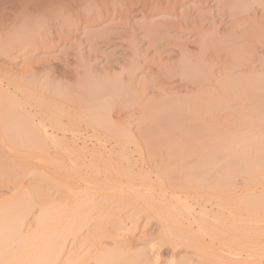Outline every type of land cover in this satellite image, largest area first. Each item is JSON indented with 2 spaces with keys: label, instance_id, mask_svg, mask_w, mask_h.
I'll return each mask as SVG.
<instances>
[{
  "label": "bare ground",
  "instance_id": "obj_1",
  "mask_svg": "<svg viewBox=\"0 0 264 264\" xmlns=\"http://www.w3.org/2000/svg\"><path fill=\"white\" fill-rule=\"evenodd\" d=\"M48 1L49 0H41V2L38 3L37 0H14V2H12V0H0V195L1 189L11 183L13 177L15 178L17 176L15 180L17 179L16 181H19L18 178L20 179L23 176L20 171L18 172V170H16V167L14 170V166L19 163H15V160L18 161V159L20 161L23 160L26 164L29 163V166L31 164L38 165L40 170L37 171L39 173L35 169L32 172H34L35 175L37 174L36 177L40 175L39 182H42V180L46 181V183H43L47 184V187L48 185L51 187H49L51 191L47 190L49 188L40 190L42 193L38 190L37 194L39 197H44L46 199L50 195L46 193L51 192L52 194L53 190V195L55 193L58 194V196L60 195L58 197L55 194L53 199V195L50 196L51 198H48L54 200L52 204H50L48 199L45 200L46 203L47 201L49 202V205L45 207L42 205V207L40 206L41 208L39 207V213L34 214L33 223L31 222L32 224H30L32 228L28 231H26L25 225L29 217L28 215H31L30 213L34 211L33 209L35 207V202L33 203L30 198L33 196L30 194L32 191L25 190L26 193H29L25 194L27 196L25 200L27 199L28 202L23 201L21 197L23 195L19 191L16 192H19L17 195L13 193L15 196L12 194L11 198H0V264H88L80 255H76L74 252L72 253L70 249V251H68L69 247L67 244L69 238L73 240L72 242L77 240L83 243L92 237L95 243L92 244V247H94L95 252H93V256L89 259V264H262L264 261V135H261V131H259L261 133L260 136H258L259 133L257 134L260 138L255 136L258 139L255 137L251 139L256 141L249 140V143L253 142V146L251 143L249 147H252L251 151L255 152V154L251 152V157H249L250 152H247V149L238 148L240 142H235L243 136H237L238 139H232L236 145L238 143V147L235 144L234 146L236 147H230L233 146V144L230 145L231 139H228L224 141L227 145H230L228 146L229 148L225 144L224 146L222 143L219 144L221 142L219 140V143L216 147L213 146L215 147V149H213V147L211 148V146H208L209 144L207 145L200 141L206 133L201 134V130L197 129V131L200 132L198 133L195 131L196 128H194L192 129L195 132L194 134L196 135L197 133L199 135H196L198 138V145L200 148L203 147L202 149H207H201V151L204 154L207 151L209 152V154L207 152L205 156L200 155L194 162H190V160L186 162L180 157V154L178 156L177 152L176 154L173 153V148L175 147L174 150L176 151L177 144L170 137V141L163 137L169 143L171 142L170 147H168L171 148V152L167 151L169 150L168 148L165 150V148L169 146V143L166 142L167 146H164V154L167 157L171 155V158L175 157L176 159L173 158V160H170L171 158L169 159V156V160L166 161L164 158L167 157L163 155L164 157L161 156L163 159L161 158L159 164L154 158L151 160L153 164H155L154 167L148 166L149 163H147L145 165H147L148 168L144 165V167H140L142 170L138 168L140 170L135 172L134 167L137 169L136 165L138 162L133 161L134 163L137 162L133 164L131 161L133 158L129 157L130 155L125 148H120L121 153L118 152L120 153V155L118 154L120 163L119 161L115 162V158L118 157L116 153H114L116 157L114 154L113 156L109 154V152H113V147L107 148V146L105 147L102 145V140L99 138L97 139V135H99L101 129L103 130L106 126L108 127V117L102 113V110L107 111V114H111L113 111L110 109L113 108L115 110L116 108L113 107L116 106L115 104H126V108L129 105L128 108L130 109L131 106L136 107L133 104L139 103L137 101L135 102V98H138V96L140 97V95L137 94V97H135L136 95L132 97L131 89L133 88L130 89V85L133 87V83L130 84L133 81L131 79L133 77L136 78L137 75L135 74V69H137L135 67H138V65L140 66L139 63L137 65V56L134 57V53L136 52V50L134 52V49L136 46L133 45L135 46L133 47L134 53H132L134 56L132 55L133 57L131 58L132 60L133 58L135 59L133 61L131 60L134 64L132 63L130 65L131 69H129L128 74L127 70H124V73L128 75L126 76L128 79H126L127 81H125V79L122 80L123 77H120V79L122 78L120 80L118 78L119 75L117 80L119 79L120 81L118 80L119 82L117 81L116 84V81H114L116 79L111 80L114 85H109L110 81L108 85L104 83V81L110 79V76H108L109 78L104 76L107 77L105 78L107 80L103 78V82L98 78V80L95 81L96 77L92 78L91 74L93 73H89L87 69V67L91 68V66L86 65V68L83 67L85 64L84 61L87 62V60L83 58L84 55L80 52V40L77 41L79 38L76 39L72 33L76 30V26H79L75 24L78 19L74 24L70 23L69 16L71 15H60V13L63 12H60L59 9H55V6L53 10L52 6L49 4L50 1ZM222 1H219L220 4L223 3ZM244 1L246 2L242 0H226L224 2H226V4L228 2L229 5L231 3L234 8H239L241 5L245 8L251 3L254 5L255 0H251L250 3H248L249 0L248 2L247 0ZM51 2H53V0ZM255 3H257L256 5L259 3L258 6H260L264 4V0H257ZM54 5L58 6V3ZM229 5L227 6L229 7ZM66 6L68 7V5ZM224 7L226 6L224 5ZM234 8L231 7V10L236 14L237 12L233 10ZM244 8L240 10L242 11ZM119 9H116V11ZM60 10H62V8ZM71 10L74 9L72 8ZM51 11L52 14L53 12L55 14L52 15ZM56 11L60 13L58 14ZM67 12L69 13L70 11ZM121 12H123V10ZM106 14L108 15V11ZM99 15L101 16L100 12ZM86 25H88V23ZM98 35L100 34L98 33L97 36ZM85 37H89V35L87 34ZM91 37L93 38V35ZM200 37L202 38V36ZM132 43L134 44V41ZM57 48L59 49L58 52ZM69 48H71V55L68 54ZM70 56H73V64L75 63L74 65H76V68H73L75 66L72 67V60H69L68 63L67 58ZM64 57H67L65 58L67 60L64 59V62H66L62 64V58ZM200 59L199 57V61ZM20 60L24 61V67L20 68L19 78L15 79L16 76L15 78L13 77L12 71V75L9 76L11 69L9 64H13ZM202 64L203 67L207 68L204 63ZM197 65H200V63L198 64L197 62ZM174 66L175 64L173 67ZM80 67H82V69L85 68L84 71L81 70L83 73L85 72V74L81 73L83 76L85 75V78L80 74ZM180 67L181 66H179V68ZM200 67L202 66H199V69L197 66L194 70L196 71L198 69L201 71ZM128 68L129 66L127 69ZM139 69L140 68H138V70ZM176 72L175 70L173 73L175 74ZM178 72L181 73L180 71ZM197 72L194 75H196ZM202 73L204 76L203 71ZM95 75L97 76V74L94 73L93 77ZM101 76L100 74L99 77ZM187 79L188 78H186V80ZM208 80L210 81L211 78L209 79L208 77ZM122 81L124 82L121 83ZM101 82L105 85H100ZM145 84L147 85L144 81V85ZM144 85L143 87L145 88L146 85ZM109 86L112 87V90H110L111 88H109ZM144 88L142 89L143 91ZM146 92L148 93V90H146ZM146 92L144 91V93ZM140 98L142 101V97ZM150 103L145 105L149 106ZM176 103L177 102H175V105ZM187 103L188 106L193 104L191 101H187ZM151 104L153 106L150 105L149 108H156H153V110L151 109V111L155 110V114L162 110L159 109L162 104H160V106L156 102H154V104L152 102ZM195 104L198 103H194L192 106L194 107ZM124 105H120V107L122 106L121 108L123 109L125 108ZM142 105L143 103L141 106ZM157 105L159 107H156ZM168 105L170 106L171 104ZM169 106L164 107L161 112H166L164 110H168L167 108ZM120 107L118 110L122 111ZM173 107L175 106H170L172 111H174ZM178 107L180 106L178 105ZM193 107L191 108L194 111L196 108L193 109ZM179 109H182V107L174 112H178L180 115L182 110L179 111ZM203 109L207 111L206 107ZM186 110L190 112V110ZM148 111L150 112V110ZM172 111L170 113H172ZM193 111L191 112L193 113ZM149 112L146 113V110L145 112L142 111V114H148V118L146 115H143V117L145 116L144 118L148 120L150 117L151 121L146 120L148 124L152 122L153 118L159 115L158 113L153 117L152 115H154V113L151 114L150 112L149 115ZM168 112L169 110L167 113L163 114L167 115ZM160 115L157 117L162 118ZM174 115H176V113ZM110 117L109 119L111 121H109L112 125L109 126L113 127V125L120 124L118 123L120 120H117L118 124H113V117ZM157 117L155 118L156 120L158 119ZM262 117H264V115H262ZM246 118H244L243 121ZM161 120L162 119H160V121ZM262 120L264 119L262 118ZM146 121L144 120L143 124ZM245 121L247 123L249 121V123L251 122V124H253L252 119H246ZM165 122L166 121H164V123ZM163 125L164 128L165 124ZM167 125H169V123ZM179 125L183 127V124H178L177 127L179 129H181ZM145 126L147 127V125ZM145 126L143 128H145ZM112 127H109L110 130H113ZM167 127L168 129L169 127L172 128V126ZM126 128L127 127L124 126L123 129L125 130L123 131L118 129L122 133H117L118 130L114 126L115 132L117 131L116 134H120L117 135L118 138L122 136L120 137L121 140L123 138V140L127 142L124 143L122 140L121 143H119L125 145L124 147H127L129 142H132L130 141V138H132L129 135L130 132L127 130L128 128ZM146 129L147 128L144 130ZM148 129H150V127H148ZM85 130H89L91 134L87 135L85 133V135ZM159 130L161 131V129ZM174 130L172 131L174 132ZM126 131H128L129 134H127ZM115 132L113 134H115ZM106 133L109 132L105 131L104 134ZM104 134L103 138L101 137L103 142ZM180 135L183 136L181 133ZM201 135L202 137L199 138ZM111 136L112 135L109 136L110 139L113 137ZM163 136H165V134ZM167 136L168 135H166V137ZM182 136L179 137L182 138ZM154 137L153 139H155ZM233 137H236V135ZM93 138L98 140V142L97 140H95V142L101 143L99 148L96 146V148H94L92 147L93 145L91 146V143H94L92 141ZM157 138L159 139V137ZM180 138H177V141ZM184 138L187 139L186 136ZM184 138L181 140L184 141ZM192 138L195 137H189L190 140H192ZM114 139L116 140V137H114ZM248 139L245 141L248 142ZM181 140H179L180 142L178 141L179 144H183ZM190 140L189 143L192 141L195 143V139L191 142ZM244 140L243 138L242 140L239 139V141H242L240 147L246 148L243 144ZM119 141L120 140H118V142ZM173 141L174 144L172 145ZM105 142L107 143V140ZM193 143L190 144L192 147ZM200 143L204 144V146H201ZM181 144L180 147L182 146ZM188 144H183L187 150L189 148L187 146ZM101 146H103L102 149ZM192 150L190 149L189 153L191 158H194L197 155H191ZM216 150L222 152L225 157L223 156L224 158L220 157L221 159H216ZM245 151L248 154L245 153ZM52 152H56V154L58 153L59 155L52 154ZM168 152L170 153L169 155ZM155 153H150V157L153 155L155 156ZM186 153H188V151ZM211 153L214 154H212L214 157L210 155ZM88 154L92 156H89L90 159L92 158V162L88 164L91 169L87 167L90 170V172H87L88 170L85 167L88 175H85L86 172H84L83 178H81L83 173L81 171L83 167L82 164L85 162L82 160V156H84L83 159L85 160ZM5 155H7L8 158H3ZM53 155L57 157L60 156L61 158H56ZM80 157L82 162H80L81 160L79 161ZM95 157L98 159H95ZM113 157H115L114 160ZM9 158H11V160H9ZM227 159L232 160V162H227ZM88 160L87 158L86 161ZM124 162L126 166L123 165ZM9 168H11V171L8 170ZM33 168L36 167L33 166ZM30 169L29 171L24 170V172L28 171L31 173ZM15 174L18 175L15 176ZM240 174L243 175L245 179L252 181V183L255 184L257 181L258 184H260L259 188H257L258 185L256 184V188L260 189L257 195L256 193L254 195V193L250 192V197H247V194L245 195L246 197H241L240 194L239 196L238 193L235 194V192H233L235 190L233 178H237L238 180L239 177H242L239 176ZM85 176L88 177L85 178ZM69 178H73L72 180L70 179L71 182L75 183L77 181V184L80 181L82 185L80 186L79 183L78 186L71 184V182L67 181ZM124 180H126V183ZM231 185H233L234 190ZM230 192L231 195H228ZM96 193H103L102 195L105 196V198H109L107 195L110 194L112 199L115 198L116 200L114 203H123L122 206L125 205L124 208L129 207L131 213L127 208L126 211L128 212H125L127 213L125 214L127 217L125 216V218L120 217L117 219V214L119 213L115 211L114 213H117L116 215L111 213L113 212V208H107V206H109L108 204L106 206L104 203L100 205V200L98 199L102 197V195L99 196V194V198H97L95 197ZM105 193L107 195H105ZM55 197L56 199L60 198V200H56ZM119 199L122 201H119ZM98 205L104 208H99L100 206ZM195 205L199 209H197ZM209 207L212 208L210 209L212 212L215 210L213 215L210 214V210H208ZM122 208L123 207H121V209ZM108 209L111 210L109 212L110 215L107 213L109 211ZM118 209H120V206ZM95 210L99 213H95ZM94 214L100 215V217L97 219V216H94ZM111 215H113L114 218L113 216L109 218ZM118 216H120V214ZM115 217L116 221L112 223ZM152 219H156L157 221L156 233L154 232L155 235L153 236L152 234V236H150L145 233L146 235L143 234V237L146 236L145 238H142L141 234L139 236L140 238L136 237V231L143 225L142 223L144 222L148 225ZM109 224H111V226ZM107 225L110 226L111 230ZM30 227L27 226V229ZM91 232H93V234H90ZM97 241L98 243H96ZM184 250L193 252L198 259L197 263L193 262V259H191L193 254H183ZM63 260L64 262H62ZM200 261L203 263H200Z\"/></svg>",
  "mask_w": 264,
  "mask_h": 264
},
{
  "label": "rangeland",
  "instance_id": "obj_2",
  "mask_svg": "<svg viewBox=\"0 0 264 264\" xmlns=\"http://www.w3.org/2000/svg\"><path fill=\"white\" fill-rule=\"evenodd\" d=\"M38 1L39 0H37V2ZM49 1H50L49 4L52 6L53 10H54V6H55V9H59L60 12H63V13H60L59 11H56V12H58V14L59 13H60V15H62V14L67 15L68 14V16L70 14L72 16V18H71V16H69L70 23L74 24L77 19L79 20V21L77 20L78 24L75 23L76 25H79V26H76V30H74V32H72V33L74 34L76 39L79 38L77 41L80 40L79 41L80 46H81L80 52L83 53V55H84L83 58L85 60H87V62L84 61L85 64L84 65L82 64V65H83V67H85L86 65L91 66V68L87 67V69L89 70V73H93V74H91L92 78L96 77L95 81L99 79L100 81L103 82L104 80H107L105 78H107L108 76H110V79H108V81H104V83H106L107 85H108L109 81H110L109 85L112 84L113 81H111V80H114V79H116V80H114V81H116L115 82V84H116L117 81L120 79V77H123V79L121 78L122 80L125 79V81H127L128 79L126 76H128V75H126V73H124V72L127 70V74H128L129 69H131L130 65L132 63L134 64V62H131V60H132L131 58L134 55H135L134 57L137 56L136 57V60L138 61L137 65L139 63L140 66L138 65V67H135V68H137V69H135V74H137V75H136V78L133 77L131 79L134 82L133 81L131 82V80H130V82H131L130 84L133 83L132 84L133 87L130 85V89L133 88V89H131V92H132L131 96L132 97H134L133 95H136L135 97H137V94L140 95V97H142V101L140 100L141 98L139 96H138L139 99L135 98V102L137 101L139 103H137V104L132 103L138 109L136 107L131 106V104H130V106H131L130 109L128 108L129 105L126 108V106H125L126 104L124 105L121 103L120 105H122V106L124 105L126 108V110H125V108H123L124 109L123 110L121 108L122 106L120 107V105L118 103V105L117 104H115V105L119 106L120 110H122V111H119L118 110L119 107H116V106H113V107H115L118 111L116 109H115L116 110L115 111L112 108L110 110H112L113 113L111 111H109V112H111V114L110 113L107 114L108 113L107 111L102 110V113L106 117H108V124H107L108 127L106 126L105 128H103V130L102 129L101 130H102V132L104 130L106 132H109L110 134L109 133H106V134L109 136L112 135L113 137L111 136L112 138L110 139L109 136L104 134L105 131L102 133L100 130L99 135H97V139L99 138L100 140H102V145H104L105 147L106 146H107V148L113 147V149H114L113 152L112 153L109 152V154H112V156H113V154L116 153V155L118 156L117 157L118 159L115 158L116 155L114 154L115 157H113V160L115 158V162L119 161V155L121 153L120 148H125L127 153L130 155L129 157L133 158V160L130 158L132 163L136 164L138 162L136 165L137 169H136V167H134L135 172L137 170H140V169L142 170V168H140V167L141 166L144 167V165L147 163H149L148 166L150 165V166L154 167L155 164H153V162L151 160H153L155 158L157 160V163L159 164V161L161 160V158L163 159L164 156L167 157L164 153H165V150L168 147H170V145H171L170 144L171 142L170 143L168 142V141H170L169 137L172 140H174L175 143L177 144L176 145V151L174 150L175 147L173 148V153L176 154V152H177L178 156L180 154V157H182L186 162H188V160H190V162H192V161L194 162L196 159L199 158L200 155L205 156V154L208 152L207 151L204 154L201 151V149L203 147L200 148V146L198 145L199 143L197 140L198 139L197 136H199V135L197 133H196L197 136L194 134L195 132H194V130H192L194 128H196L195 131H197V129L201 130V134L206 133L203 135V137L201 135L199 138L202 137L200 140V141H202L201 143H204L207 145L209 144L208 146H211V148L213 146L216 147V145L219 143L218 142L219 140L221 141L219 144L222 143L223 146L225 144L228 147V146L233 144V146H230V147H233V148L236 146L238 147V143L236 145L235 142H240V146H241L242 141H239V139L242 140V138H243V140H244V138L246 137L245 138V140H246L249 138L248 142L245 140L243 141L244 142L243 144H244V146H246V148L240 147V146L238 148H243L244 150L247 149L248 150L247 152H250L249 157H251V152H252V154L253 153L255 154L254 151H251L252 147H249V146H251V143L253 146V142L249 143V140L251 141L253 139V137H255V136L256 137L260 136L261 133H262L261 135H264L263 134V132H264V120H262V118L264 119V117H262V115H264L263 114L264 113V4L258 6L259 3H258V5H256L257 3H255V2L257 0H255L254 5L251 3V4H249V6H247L245 8L242 7L243 5H241V6H239V8L236 7L237 8V11H236V8H234L231 5V3L229 2L231 7L234 8L233 10H235V12H237L235 14L234 12H232L231 7L228 4V2H227V4H226V2H224L226 0H223V1L222 0H208V1L207 0H196V1L195 0H178V1L177 0L176 1L175 0H129V1L128 0H60V2H59V0H53V2H51L52 0H49ZM170 1H171V3H170ZM219 1L220 2L222 1L223 3L220 4ZM242 1L246 2L244 0H242ZM250 1L251 0H249V2H248V0H247L248 3H250ZM12 2H14V0H12ZM39 2H41V0ZM56 2L58 3L59 7L57 5H54V4H57ZM65 4L68 5V7ZM223 4L227 8L224 7ZM227 5H229L230 8ZM63 7H65V8L67 7V8L65 9ZM121 7L122 8L125 7V8L122 9ZM61 8H62V10H60ZM72 8L74 10H71ZM242 8H244V10L241 11L240 9H242ZM64 9H65V11H64ZM116 9H119V10L116 11ZM122 10L124 13L121 12ZM67 11H70V12L68 13ZM76 11H77V13H76ZM107 11H108V15L106 14ZM74 12H75V14H74ZM93 12H94V14H93ZM95 12H97V13H95ZM99 12L101 13V16L99 15ZM51 14H52V11H51ZM53 14H55V13L53 12ZM85 14H86V16H85ZM95 14H96V16H95ZM91 15H93V16H91ZM57 16H59V15H57ZM77 16H78V18H77ZM84 16H85V18H84ZM73 19H74V21H73ZM86 22L88 23L89 26L86 25L87 24ZM83 24H84V27H83ZM97 26L100 28H98ZM80 27H81V29H80ZM96 33L97 34L99 33L100 35L97 36ZM87 34L89 35V37H85V36H87ZM91 34L93 35V38L91 37L92 36ZM95 34H96V36H95ZM200 36H202V38ZM131 38H133V39H131ZM133 41H134V44L132 43ZM133 45L136 46L135 49L133 48V47H135ZM90 48H92V49H90ZM70 49L71 48H69V50ZM74 49H76V48H74ZM133 49H134V52L136 50L137 54H136V52L135 53L133 52ZM58 50L59 49L57 48V52H58ZM69 50H68V54L71 55V50L70 51ZM132 53H134V55ZM200 55H202V56H200ZM199 57L201 58L200 59L201 62L199 61ZM65 58H67V57L62 58L63 59L62 64H65V62H66V61L64 62ZM67 59H68V63H69V60L70 61L72 60L71 62L73 64V59H74L73 56L72 57L70 56ZM67 59H65V60H67ZM133 60H135V59L133 58ZM197 62H198V64L200 63V65H197ZM202 63H204V65L209 69L203 67ZM74 64L72 65V67L75 66L73 68H76V65H74ZM174 64H175L174 67H176L177 69L173 67ZM9 66L11 67L9 76L12 75L11 74V71H12L13 77L15 78V76H16L15 79H17V78H19L20 68L24 67V61L20 60L18 62L13 63V64H9ZM128 66H129V68L127 69ZM135 66H136V63H135ZM179 66H181L180 68H182V69H180ZM197 66H198V69H199V66H202V67H200L201 71H199L198 69H197L198 72H197V70L196 71L194 70ZM80 68H79L80 71L81 70L84 71V69L86 67L84 69H82V67H80ZM138 68H140V69L138 70ZM91 69H92V71H91ZM96 69H101L104 71L98 72V71H96ZM205 69H206V71H205ZM175 70L177 71L176 72L177 74L173 73ZM82 71L80 72V74L83 73ZM178 71H180L181 73H179ZM194 71H195V73L197 72V74H199V75H197V74L194 75L195 74ZM202 71L204 72V76H203ZM207 72H208V74H207ZM94 73L97 74V76L95 75L93 77ZM190 73L192 76L190 75ZM83 74H85V72ZM83 74H81V75L83 78H85L84 77L85 75L83 76ZM100 74L102 75L101 77H99ZM206 74L208 75L209 79L211 78L210 81L208 80V77ZM118 75H119V77H118ZM205 75H206V77H205ZM104 76H107V77H104ZM112 76H114V77H112ZM184 76H185V78H184ZM117 77L119 78L118 80H117ZM103 78H104V80H103ZM186 78H188V79L186 80ZM206 78H207V80H206ZM203 79H205L206 81ZM144 81L147 83V85L145 84L146 86L144 85ZM102 82H101V84L100 83H97V84H100V85L104 84ZM123 82L124 81H122L121 83H123ZM112 85H114V84H112ZM143 85L145 86V88L143 87ZM111 86H109V88H111L110 90H112ZM109 88H108V90H109ZM143 88H144L145 92H146V90H148V93L147 92L144 93V91L142 90ZM134 91L136 92V94ZM107 98H110V97H107ZM187 101H189V102L191 101V103H193V104L198 103L200 105V108H199L198 104H195L194 107L192 106L193 104L190 105L191 107H193V109L196 108L198 111L196 109H194V111H193L192 108L190 106H188ZM150 102L151 103L153 102V104H154V102H156L157 104H159V106H160V104H162L161 108H159V109H162V110H160V112L163 111L164 107L169 106L168 104L174 105L176 107V109H175V107H173L174 111H177V109L181 108V107H182V109H179V111H181V110L182 111L180 112V115H179L178 112L172 111V108L170 109V106H171L170 105L167 108L169 110V112L167 114L168 116L163 114V113H167L168 110H164L166 112H161V113L158 111L155 114V112H154L155 110L151 111V109L153 110L154 107L149 108V106L152 105ZM175 102L178 103V104L176 103L177 106L175 105ZM142 103H143V105L141 106ZM147 103H150V105L149 106L145 105ZM178 105L180 107H178ZM143 106H144V108H143ZM159 106L157 105L156 107H159ZM205 107H206L207 111H205V109H203ZM110 108H111V106H110ZM143 109L146 110V113L149 112L148 110H150L151 114L154 113V115H152L153 117H155V115H157L159 113V115L161 114L160 116L162 118H160V117L158 118L157 116H159V115L156 116L159 120L158 119L156 120L155 119L156 117L155 118L152 117L153 118L152 122H149V124H148L147 121H151V120H150V117L148 120L146 118H144L145 116L143 117V115H146V117L148 118V114H146V113L142 114V111L145 112V110H143ZM154 109H156V108H154ZM186 109L190 110V112L187 111ZM200 109H202V110H200ZM108 110H109V108H108ZM170 110L172 111V113H170L171 112ZM191 111H193V113ZM150 112H149V115H150ZM175 113H176V115H174ZM169 114H170V116H169ZM109 115L110 116L112 115L111 117H113L112 118L113 124L117 123L119 120L121 121V122L120 121L118 122L120 124L117 123L118 125H113V127L109 126V125H112V123H110L111 120L109 119V117H110ZM191 115L194 117V119ZM246 117H248L249 119H252L253 124H251V122L249 123V121L247 123L245 120L246 119L249 120V119ZM143 118L145 121L147 120L145 122L146 124L145 123L143 124V122H144ZM244 118H246L244 120L245 122L243 121ZM160 119H162L163 121L162 120L160 121ZM164 121H166L167 124L169 123V125H167L166 122L164 123ZM153 124H154V126H153ZM163 124H165L164 128H163V126H164ZM178 124H181V125L183 124V127H181L179 125V127L182 130L177 127ZM184 124H186L188 127ZM145 125H147V127ZM189 125H190V127H189ZM114 126L117 130L119 129L121 131L125 130V129H123L124 126L128 128V129L127 128L126 129L130 132V134L128 131H126V132H127V134H129L132 137V138H130V141H132V142L130 143L128 141L129 144L127 145V147H124L125 145H123V144L122 145L119 144V143H121L123 138H122V140L120 138L122 136L119 137L120 139L118 138L117 135H120V134H116L117 131L115 132ZM117 126H120V127H117ZM144 126H145V128H147L146 130H144L145 129V128H143ZM167 126H172V128L169 127V129H168ZM109 127L110 128L112 127L113 130H110ZM148 127H150V129H148ZM189 128H190V130H189ZM159 129H161V131ZM187 129H188V131H187ZM119 130L117 133H119V132L122 133ZM167 130H168V132H167ZM172 130H174V132ZM85 131H84V134L85 133L87 135L91 134V132L89 130H85ZM176 131L183 134L184 137L186 136L187 139H185L182 135H180V133H178ZM259 131H261V133ZM114 132H115V134H113ZM188 132L189 133L192 132V133L189 134ZM197 132L200 133L199 131H197ZM174 133L177 135H175ZM103 134H104V142L102 139ZM164 134H165V136H163ZM257 134H258V136H257ZM166 135H168V136L166 137ZM178 135L182 136V138H180ZM189 135L191 137L192 136L195 137V138H192V140L195 139L194 142L196 144L193 143L192 140H190L191 138L189 139V137H190ZM234 135H236V137H233ZM154 136L159 137L160 141L157 137H154ZM171 136H174V137H171ZM237 136L238 137L243 136V137L238 139ZM105 137H106V139H105ZM114 137H116V140L118 139L120 141L119 142H118V140L116 141L114 139ZM153 137L155 139H153ZM163 137L165 139L167 138L168 141H166L167 139L165 140ZM231 137H233V138H231ZM108 138H109V141H108ZM156 138L158 141L156 140ZM177 138H180V139H178V141L183 139V138L185 140H187V141L181 140V141H183V144H186V143L188 144L189 140H190V142L192 141L191 143H189L187 145L189 147L188 150L181 143L180 144L182 145L181 146L182 148L180 147V144H179L180 141L178 142ZM236 138L238 140L233 142L232 139L234 140ZM258 138H260V137H258ZM258 138H256V139H258ZM93 139H92V141L94 143L93 144L91 143V146L93 145L92 147H94V148L98 147L99 148L101 143H97L98 140L96 138H93ZM112 139H114V140H112ZM214 139H216V140H214ZM228 139H231L230 143H229L230 145L229 144L227 145V143H225V141ZM95 140H97V142H95ZM106 140H107V143L105 142ZM174 141H173L172 145L174 144ZM252 141H256V140H252ZM108 142H110V143H108ZM123 142L127 143L126 140L125 141L123 140ZM166 142L169 143V146L166 145L167 144ZM227 142H229V141H227ZM192 143H193V147H192V145H190ZM204 144H201V146L202 145L204 146ZM212 144H214V145H212ZM234 144L236 146H234ZM153 145H154V149H153ZM194 145H197V146H194ZM91 146H90V148H91ZM164 146L165 147L167 146V147L165 148ZM198 146H199V148H198ZM218 146H221V145H218ZM183 147L185 148L184 151H183V149H184ZM191 147L193 148V150ZM215 147H213V149H215ZM102 148H103V146H101V149ZM150 148H152L153 150H155V148H156V150H155L156 153H155V151H153ZM164 148H165V150H164ZM205 148H207V147H205ZM168 149L169 150H167V151L171 152V150H170L171 148H168ZM190 149L192 150L191 155L196 154L198 156L197 157L195 155L197 158L196 157L191 158L190 153H189ZM202 150H207V149H202ZM253 150H255V149H253ZM187 151H188V153H186ZM193 151H194V153H193ZM118 152H120V153H118ZM153 152L155 153V156L157 155L156 157L154 155L150 157V153L153 154ZM212 152H213V150H212ZM247 152L245 151V153H247ZM2 153H4V152H2ZM215 153H216V155H215L216 159H221L220 157H223V156L225 157V155L222 152H218V150H216ZM52 154H56V152L55 153L52 152ZM89 154L91 155L90 152H89ZM89 154L86 155L88 157H85L86 158L85 160L83 159L84 156H82L83 157L82 160L85 161L84 162L85 164L84 163L82 164L83 167H82L81 171L83 173H82L81 178H83L84 172H86L87 170H88L87 172H90V170L87 167H89L88 166L89 162H92L91 161L92 158L90 159V157H92V156H90ZM169 154L170 153L168 152V155ZM208 154H209V152H208ZM212 154L213 153H211L210 155H212ZM56 155H59V154L57 153ZM53 156H55V155H53ZM161 156H163V157H161ZM169 156L168 157L170 159L171 155H169ZM5 157L8 158L7 155L3 156V158H5ZM55 157L56 158L59 157V159L61 158L60 156H58V157L55 156ZM168 157L164 158V160H166V161L169 160ZM188 157H190V158H188ZM87 158L89 159L88 161H86ZM173 158L176 159L175 157H172L170 160H173ZM95 159H98V158L95 157ZM9 160H11V158H9ZM80 160H81V157H80L79 161ZM82 160L80 162H82ZM143 160H144V162H143ZM227 160H228L227 162H230V161L232 162V160H230V159H227ZM22 161H20L19 159H18V161L15 160V163H17V162H19V163L16 164L17 166L16 165L14 166V170L16 167V170H18V172L20 171V173L23 176L22 177L20 176L21 177L20 179L18 178L19 181H16L17 180V179L15 180V178L17 177L16 175H18L19 173L15 174L16 177L12 178V182L7 184L6 187H3L1 189L0 198L1 199H6V197L11 198V195L13 193H15L17 195L20 192L23 195V196H21L23 201L28 202L27 199L25 200V197L27 198V196L25 194H29V193L28 192L26 193L25 190L26 191H32L30 194H32L33 195L32 197H34V198H32L30 196L29 197L32 199L33 203L35 202V207L33 209L34 211L31 210L32 211V213H30L31 215H28L29 216L28 220L30 222L27 220V223L29 225L27 223L25 225L26 231H28L32 228V227H30V224L33 223L32 220H34L33 219L34 214L39 213V210L42 207V205H44L43 207H45L46 205H49L48 204L49 202L47 201V203H46L45 200H47L50 196L53 195L54 190L52 189L53 192L51 194V192H49V191H51V189H50L51 187L49 185L47 187V184L43 183V182L46 183V181L42 180V182H39L40 175L38 177H36L37 174L35 175L34 172H32L34 169L36 171L40 170L38 165L36 166V164H34V165L31 164L30 166H32V167H30L29 163H27L28 164L27 165L26 162H24V161L22 162ZM133 161L134 162L137 161V162L134 163ZM80 162H79V165H80ZM142 162H143V164H142ZM119 163H120V161H119ZM140 163H141V165H140ZM125 164L126 163L124 162L123 165L126 166ZM160 165H161V163H160ZM229 165H232V164H229ZM33 166H35L36 168H33ZM148 166L145 165V167H147V168H148ZM37 167H38V169H37ZM85 167L87 168V170ZM138 168H140V169H138ZM10 169L11 168H9L8 170H10ZM12 169H13V167H12ZM29 169H30V172L32 174L28 172ZM24 170H28V171L24 172ZM15 172H17V171H15ZM27 172H28V174L26 175ZM87 172L85 173V175H88ZM241 174L239 176H242V177H239L238 180H237V178H233V180H234L233 182H235L234 183L235 190L233 189V185H231L232 189L234 190V191L233 190L232 191L235 192V194L236 193H238V195L240 194L241 197H246L245 196L246 194H247V197H250V192L254 193V195L256 193V195H257L258 192L260 191V189H257L260 187V184H258L257 181L255 184L252 183V181L245 179L243 177V175H241ZM12 176H13V174H12ZM86 177H88V176H85V178ZM70 179L72 180L73 178H69V180H67V181L71 182ZM76 180H78V179H76ZM13 181H16V182H13ZM231 181H232V179H231ZM76 182L75 183L71 182V184H75L78 186V183H79L80 186L82 185V183L80 181L77 184H76ZM124 182L126 183V180H124ZM256 184L258 185V187ZM47 188H49V189H47ZM44 189L49 190V191H47L49 193H46L47 195L50 194L49 197H47L46 199L44 197H39L37 194L38 190L40 191V190H44ZM17 191H19V192L16 193ZM233 192H232V194H233ZM40 193H42V192L40 191ZM43 193H45V192H43ZM55 194L52 196V199L54 198ZM99 194L96 193L97 196L95 195V197L99 198V196H101L103 193L102 194L99 193ZM39 195H41V194H39ZM56 195L58 196V194H56ZM105 195H107V194L105 193ZM228 195H231V192ZM107 197H109V198H105V196L102 195V197H100L98 199V200H100L99 204L102 205V203H104L105 206L108 204L109 206H107V208L108 207L111 209L113 208V210H112L113 212H111V213H114V211H115V212L120 214V216H118L119 214L116 213L117 219H119L120 217L125 218V216H126L125 214H127L125 212H128L130 210L129 207L124 208L125 205L122 206V204H123L122 202H121L122 204H119L118 202L114 203L116 200H115V198L112 199V196H110V194L107 195ZM52 199H48L50 201V204H52L54 202V200H52ZM55 199H56V197H55ZM56 200H60V198H57ZM120 200L121 199H119V201ZM117 201H118V199H117ZM192 201H193V199H192ZM24 202H22V203H24ZM100 205H98V206H100ZM119 206H120V209H118ZM101 207L102 206H100L99 208H101ZM121 207H123V208L121 209ZM210 207L208 208V210L212 209ZM102 208H104V207H102ZM115 208H116V210H115ZM196 208L199 209L197 206H196ZM126 209L128 211H126ZM105 210H107V209H105ZM105 210H104V212H105ZM110 211L111 210H109L107 213L109 214ZM129 212L131 213V210ZM211 212H212V210H210V214L213 215L215 210H214V212H212V213ZM95 213L98 214L99 212L96 211ZM130 213H129V215H130ZM97 214L96 215L94 214V216H97L96 218L98 219V217H100V215H97ZM113 215H111V217H109V218H112ZM113 218H114V216H113ZM113 220L114 221L112 223H114L116 221V217ZM142 224L143 225H141L139 227V229H137V231H136V235H135L136 237L140 238L139 237L140 234H141L142 238H145L146 236L145 237H143V236L146 234H148L150 236H152V234H153V236L155 235L154 232L156 233V227H157L156 219H152L148 223V225L144 222ZM109 225L111 226V224H109ZM109 225H107V227ZM27 226L30 228L27 229ZM110 226H109V229H110ZM33 227H34V225H33ZM90 234H93V232H91ZM90 236H92V235H90ZM72 241L73 240L71 238H69V241L67 244V246L69 247L68 251L72 250L71 251L72 253L74 252L76 255L77 254L80 255V257H82L83 260H86L87 263L89 264L90 263L89 259L93 256V252H95L94 247H92V244H95L93 237L91 239L89 238L87 241H85L83 243L79 242L77 240H75V242H72ZM80 241H81V239H80ZM96 243H98V241ZM183 254H189V255L193 254L191 259H193V262L197 263L198 259L196 258L195 254L193 252H191V251L189 252V251L184 250ZM62 262H64V260ZM200 263H203V262L200 261ZM263 263H264V261L262 262V264ZM83 264H86V263H83Z\"/></svg>",
  "mask_w": 264,
  "mask_h": 264
},
{
  "label": "clouds",
  "instance_id": "obj_3",
  "mask_svg": "<svg viewBox=\"0 0 264 264\" xmlns=\"http://www.w3.org/2000/svg\"><path fill=\"white\" fill-rule=\"evenodd\" d=\"M96 71H98V72H103L104 70H101V69H96Z\"/></svg>",
  "mask_w": 264,
  "mask_h": 264
}]
</instances>
